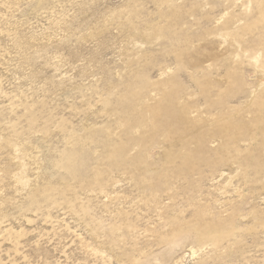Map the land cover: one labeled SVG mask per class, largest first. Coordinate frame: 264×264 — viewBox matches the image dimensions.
<instances>
[{
	"label": "rangeland",
	"instance_id": "rangeland-1",
	"mask_svg": "<svg viewBox=\"0 0 264 264\" xmlns=\"http://www.w3.org/2000/svg\"><path fill=\"white\" fill-rule=\"evenodd\" d=\"M210 1L0 0V264H264V0Z\"/></svg>",
	"mask_w": 264,
	"mask_h": 264
},
{
	"label": "water",
	"instance_id": "water-1",
	"mask_svg": "<svg viewBox=\"0 0 264 264\" xmlns=\"http://www.w3.org/2000/svg\"><path fill=\"white\" fill-rule=\"evenodd\" d=\"M210 2L213 5L212 8H220L221 6H223L221 0H211ZM253 2H254V0H253ZM228 4H232V2L228 3ZM235 37H232V38H235ZM237 41L238 40L234 41V43H236Z\"/></svg>",
	"mask_w": 264,
	"mask_h": 264
},
{
	"label": "bare ground",
	"instance_id": "bare-ground-1",
	"mask_svg": "<svg viewBox=\"0 0 264 264\" xmlns=\"http://www.w3.org/2000/svg\"><path fill=\"white\" fill-rule=\"evenodd\" d=\"M196 152V151H195ZM183 171V170H182Z\"/></svg>",
	"mask_w": 264,
	"mask_h": 264
}]
</instances>
